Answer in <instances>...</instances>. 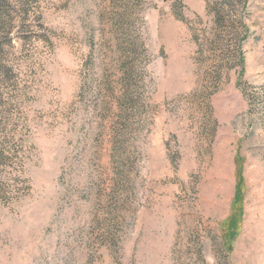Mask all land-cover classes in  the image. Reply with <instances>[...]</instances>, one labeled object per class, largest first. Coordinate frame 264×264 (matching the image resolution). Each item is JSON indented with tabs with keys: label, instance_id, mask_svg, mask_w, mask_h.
Listing matches in <instances>:
<instances>
[{
	"label": "rangeland",
	"instance_id": "1",
	"mask_svg": "<svg viewBox=\"0 0 264 264\" xmlns=\"http://www.w3.org/2000/svg\"><path fill=\"white\" fill-rule=\"evenodd\" d=\"M137 2L122 157L107 2L1 3L0 264H264V0Z\"/></svg>",
	"mask_w": 264,
	"mask_h": 264
},
{
	"label": "trees",
	"instance_id": "2",
	"mask_svg": "<svg viewBox=\"0 0 264 264\" xmlns=\"http://www.w3.org/2000/svg\"><path fill=\"white\" fill-rule=\"evenodd\" d=\"M107 2L106 10L109 19V29L111 30L114 54L112 64L109 65L111 76L102 78L98 81V88L104 83V88L109 101L103 103L106 112H110L114 119L116 127V143L118 145L117 153L122 157L123 151L128 146V140L138 115L141 114L143 106L141 98V79L140 68L137 61V55L144 54V45L135 33L134 9L137 6V0H105ZM0 0V12H1ZM139 50L141 53H138ZM241 71L237 79L236 86H241V76L244 72L243 58L239 56ZM100 80V79H99ZM101 85V86H100ZM102 104V103H101ZM236 187L235 201L240 197V176ZM236 219L233 218L228 226V243H232L236 236ZM227 243V245H228ZM229 251V250H228Z\"/></svg>",
	"mask_w": 264,
	"mask_h": 264
}]
</instances>
